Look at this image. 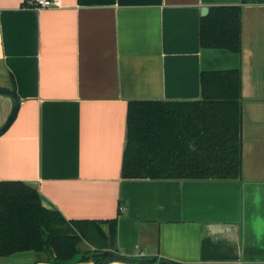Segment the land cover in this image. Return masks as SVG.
Here are the masks:
<instances>
[{
  "label": "crops",
  "instance_id": "obj_1",
  "mask_svg": "<svg viewBox=\"0 0 264 264\" xmlns=\"http://www.w3.org/2000/svg\"><path fill=\"white\" fill-rule=\"evenodd\" d=\"M61 2L0 0V86L19 98L0 135V180L25 182L67 219H116L103 249L157 259L105 264H264V0ZM217 5L242 6L240 52L201 44V17ZM234 69L238 177H122L131 100H201L203 71ZM230 90L219 78L205 92ZM13 105L0 93V126ZM0 264L62 263L22 250Z\"/></svg>",
  "mask_w": 264,
  "mask_h": 264
},
{
  "label": "trees",
  "instance_id": "obj_2",
  "mask_svg": "<svg viewBox=\"0 0 264 264\" xmlns=\"http://www.w3.org/2000/svg\"><path fill=\"white\" fill-rule=\"evenodd\" d=\"M200 36L204 47L240 52L242 6L211 7L201 17ZM219 78L230 85V92L207 94V82ZM202 83L201 100L129 102L122 177L240 175V70L203 71ZM104 223L109 225L108 232L103 230ZM115 228L116 219H67L60 211L45 207L39 192L25 182L0 180V256L34 250L40 260L48 262L75 264L93 258L97 263L105 257L103 248L112 244ZM85 239L94 245L93 249L79 247Z\"/></svg>",
  "mask_w": 264,
  "mask_h": 264
},
{
  "label": "water",
  "instance_id": "obj_3",
  "mask_svg": "<svg viewBox=\"0 0 264 264\" xmlns=\"http://www.w3.org/2000/svg\"><path fill=\"white\" fill-rule=\"evenodd\" d=\"M206 11V10H205ZM205 14V13H203ZM0 93L8 94L12 97L14 100V105L6 119V121L0 126V135L10 126L12 121L14 120L16 113L18 111V106H19V98L16 93V91L12 88H7V87H2L0 86ZM105 254V257H103L100 261H98L96 264H105L111 260L114 259H119V260H124L128 262H139V263H152L156 262L157 259L155 257H135L131 255H124L122 253L116 252L114 250L106 249L103 251ZM168 263L171 264H182L170 259H166Z\"/></svg>",
  "mask_w": 264,
  "mask_h": 264
},
{
  "label": "built area",
  "instance_id": "obj_4",
  "mask_svg": "<svg viewBox=\"0 0 264 264\" xmlns=\"http://www.w3.org/2000/svg\"><path fill=\"white\" fill-rule=\"evenodd\" d=\"M26 5L36 8L60 7L61 0H25Z\"/></svg>",
  "mask_w": 264,
  "mask_h": 264
},
{
  "label": "rangeland",
  "instance_id": "obj_5",
  "mask_svg": "<svg viewBox=\"0 0 264 264\" xmlns=\"http://www.w3.org/2000/svg\"><path fill=\"white\" fill-rule=\"evenodd\" d=\"M85 240H87V239H85ZM85 240H83L80 244H79V247L81 248V249H84V250H86V248H88V249H93L92 247L91 248H89L90 247V245L85 241ZM90 242V241H89ZM91 243V242H90ZM92 244V243H91ZM44 255V254H43Z\"/></svg>",
  "mask_w": 264,
  "mask_h": 264
}]
</instances>
